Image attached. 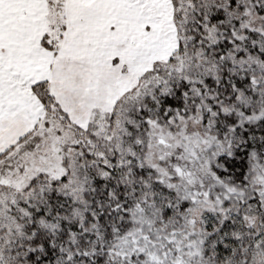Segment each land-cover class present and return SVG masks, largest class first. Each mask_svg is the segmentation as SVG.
<instances>
[{
	"label": "snow or ice",
	"instance_id": "1",
	"mask_svg": "<svg viewBox=\"0 0 264 264\" xmlns=\"http://www.w3.org/2000/svg\"><path fill=\"white\" fill-rule=\"evenodd\" d=\"M0 264H264V0H0Z\"/></svg>",
	"mask_w": 264,
	"mask_h": 264
}]
</instances>
